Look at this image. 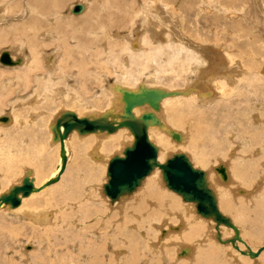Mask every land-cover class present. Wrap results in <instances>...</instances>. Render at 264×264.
Wrapping results in <instances>:
<instances>
[{"label":"bare ground","instance_id":"6f19581e","mask_svg":"<svg viewBox=\"0 0 264 264\" xmlns=\"http://www.w3.org/2000/svg\"><path fill=\"white\" fill-rule=\"evenodd\" d=\"M65 1L66 0H0V47L4 44L10 46L0 50V58L4 51L9 52L12 60L21 58V63L15 65L4 64L0 61V107L1 104H4L3 100L6 94L12 93L11 90L10 92L8 90L11 82L15 81V85H18L20 81H22L26 87L31 88L29 94L26 93L28 94L26 96H20L19 91L16 92L17 94H15V97H11V106L9 105L10 111H5L7 112L6 114L4 112V114L0 115V117L5 115L9 116L10 120L7 123L0 120V127L6 130L17 125L19 129L24 131L27 125L30 124L35 126L40 121L42 122L40 131L45 130V128L48 129L47 145L51 149H56L58 153L57 165L47 176L42 178L37 168L33 169L32 167H27L28 163H31L33 166L32 159L28 160L25 157H19V155L16 157V155L11 152V149L6 151L0 149V200H2L0 201V215L3 217L2 221L5 222L4 220L8 219L6 217L25 220L31 223L33 228L50 234L57 229L62 231L60 233L62 234L66 231L65 229L74 226V233L81 238L77 239L80 243H74L73 246L70 242L68 243L72 246V253H74L77 248L76 264H116V258L121 260L120 257H122L120 248L118 249L121 245L125 247L124 253L122 254L125 256V253L128 252V256L131 259L127 264H187V262L188 264H239L237 261H240L241 264H264V250L256 256L250 254V251L253 253L259 251L264 244L259 247L254 244L255 242H249L247 238H245V230H243L241 223V221L247 220L248 212L246 206H252L256 202V204L261 206L264 210V187H262L264 184H262L264 180V117L261 114L263 106L258 107L260 113H255L254 115H251V112L246 109H240L244 123L252 127V129L243 128L246 139L245 135L242 138L239 134H235L232 128L230 130L227 129L228 132L225 133L224 137L216 136L217 131L209 130V125L212 124L208 117L209 114H207L210 105L216 104V102L218 104L222 101H225L226 105L229 103L226 107L236 104L237 102L231 101L236 93H241L246 87L252 85L256 87L254 81L261 79L264 81V76L263 78H253L255 77L253 75L256 70H259L256 73L257 76H261V73H264V55L259 51L261 48L260 45H254L255 42L254 44L251 42L247 43L251 48L249 49L251 53H248L249 58L247 57V61H249V63L247 64L241 62V59L237 62L236 60H238V58L236 59L232 56L233 52L231 48L239 45V41L242 37H249V35H246L247 27L244 22L245 13L243 14V8L228 6V3L227 5L224 3L221 4L219 0H200V4L196 3V1L199 0H142V4H140L142 8L139 7L138 10L135 9L136 11L134 10L135 12L133 13L132 10L135 8L133 5L134 3L136 4L135 0H105L107 2L106 4L114 7L116 11L111 12V9L105 11L106 19L109 18L112 20L110 25L108 24L109 26L115 27L116 25V27H118L122 21H126L127 18H130L131 27L135 28L131 29V27H129L133 30L130 32L131 34H122L123 32L120 31H115V34L108 30L109 39L112 41L117 43L122 38H125L126 41L119 42L118 44L112 43L115 46H121V51L119 53H116V51L112 49L114 48L113 45H109V48L106 45L104 52L112 55L114 60H119L122 57L123 59L119 61V69H116L117 74L115 78H112L110 81L108 80V83L104 84L105 88H103L102 91H98L102 94L104 91L108 96V108L101 112L98 110V113L94 111L96 107L94 108L93 104H83L84 101L81 93L83 91V85L81 86L75 81L66 86L59 85L61 79H66L68 81L71 76H74L70 73L73 62H71L72 64L70 63L71 65L69 66V64L64 61V56L67 54L62 58L64 52L63 46L67 48L65 51L69 52L68 47L65 45L67 44L66 42L77 47L79 52L83 55L82 58L84 60H81V62L84 61V63H82L83 66L81 65V69L78 67V70L81 71H78L80 78H83L85 73L89 72L85 71V50L88 51L93 49L94 45L97 46L94 41L90 39L91 42L88 41L89 43H86L87 46L85 49V40L83 44L79 42V40H83V38L76 39V35H73V33L76 34L75 31L69 33L61 26L63 22H68L74 18L72 10L75 5L72 4L68 10L65 11L61 8V5L64 4ZM90 1L92 2L93 0H82L80 2L85 8L82 13L76 14V17H85L87 12L90 11V6L93 5L92 3L90 5ZM97 1L94 0V2ZM105 1L103 0V2ZM229 1L234 2L235 0ZM195 3L198 10L195 13L196 18L198 16L203 17L202 14L207 12L210 15L212 14L211 16L215 20L214 22H218L219 19L221 20V15H223L231 22L230 26H233L230 28L231 31L228 32V35L237 36V40H233V43L230 44H228L226 40L225 42L227 44L222 43L220 32L216 30L212 31L214 27L210 28L211 32H214L212 34L215 35V42H209L208 39H205V37L203 38L204 35L202 33L204 32V34H207L204 28L203 32H200L199 29L196 31L197 34H195V38L188 34L187 31L191 32L192 29H187L186 24L188 20L182 13L185 11L182 9V6L186 5L187 7V5H189V12L195 8ZM249 3L251 4V2ZM236 4H238V1H236ZM179 6H181V8ZM107 7L106 9H108ZM103 8L100 9L103 10ZM178 8L182 11H179ZM93 9L91 10L93 11ZM129 11L132 13V16H130ZM97 13L100 12L98 11ZM101 17L102 15L100 19L105 18ZM251 17H253V15ZM96 18L99 19L98 16ZM174 18L178 19L175 20ZM172 19L180 26L178 31L173 28L171 29V27L170 29L166 27L171 26V24L167 22ZM203 19H205V17ZM67 22L65 23L67 24ZM229 22H227V25H229ZM99 24H101L98 26L100 27L99 30L95 32L90 31V33L102 34V28L105 29L104 23L100 22ZM123 24L124 23H122V25ZM86 25L90 28L95 25V22H90V25H88L87 22ZM254 26L256 25L254 24ZM81 28L82 30L85 29V23L81 25ZM60 34L62 35L60 36ZM192 35L194 36V34ZM253 35L252 37H255ZM65 36H67V38L69 37L68 40ZM93 40L96 42L97 39ZM258 42L260 43V41ZM250 43L254 46L250 45ZM46 44H49L47 46L48 48L51 45L53 49L43 48V50H45L42 54L40 52L42 48L40 47H44ZM146 46H149V48L144 49ZM70 49L72 48L70 47ZM262 49L264 50V45ZM104 52L102 49V53ZM68 57H71V55L69 54ZM136 57L139 58V60ZM62 61H64V64ZM99 61L97 62L95 60L94 62L99 63ZM86 62H88V60ZM108 62L116 61L109 59ZM75 65H79V63L73 64V67ZM153 65H156V67L154 68ZM44 66H47V68ZM185 72L189 77L183 76L186 78V83L184 82L185 86L182 88H170L169 86L163 85L164 83L160 84L163 74L170 73L171 78L177 79L178 76L181 77L180 75L182 73L185 75ZM100 76L101 78H108L107 74H104L103 77L102 74ZM100 81L102 84L103 80ZM165 82H167V80H165ZM167 83L169 84V82ZM245 83H248V85H245ZM104 85L101 86L104 87ZM146 88L165 94L160 100L159 105H151L148 103L142 106H136L133 109V115L138 121H141L142 116L148 112L154 114L155 119H151L150 122H148L147 130L150 141L159 149V164H164L175 154L187 151V154H184L188 156L192 164L194 163L193 166L205 171L207 183L215 193L220 211L231 219L234 226L221 224L217 228V223L213 218H206L201 215L198 210L196 211L197 204L195 202L185 201L184 199V201H182L180 195L174 194L172 191H169L166 186L164 187L167 183L163 176V170L159 166L154 167L152 172L143 179L140 185L141 187L139 186L134 192L123 195L115 201L107 196L104 186L109 180L107 174L110 161L116 156H124L125 148L132 146L135 142V135L128 127H121L113 132L99 130L86 134H81L75 130L63 141V144L60 137L61 133L64 132V126L62 125L60 130L57 131V133L55 132L57 120L69 111L77 113L79 117L87 116L91 120L104 117L106 123L115 124V126H117V122L122 121L121 116H123L125 112L123 93L131 91L135 94H140ZM249 91L252 92L250 89ZM52 97L57 103L64 105L67 101H71L81 104L82 107L80 106L81 109H71L65 107V105V108L60 106L62 110L58 107L59 109L57 108L58 110L56 109V112L52 113L50 119L47 118L48 111L46 109L40 113L38 111L36 114L33 112V119L27 120L20 116L18 111V107L22 105L20 101L26 104L24 103L25 100L32 99L38 104H44ZM246 101L247 100H245V102ZM241 102L244 101L242 100L240 103ZM202 107H205V110L201 109ZM84 110L85 112H83ZM223 110V115L216 119L215 125L218 126V124L222 125V123H224L225 126L223 125V127L228 128L227 125L230 123V113L226 108ZM214 115H216V113ZM214 119L215 118H213V120ZM248 125L245 127H248ZM174 133L179 134V139L174 137ZM88 137H92V139L85 142V138ZM76 138H78L79 141L81 140V142H85L86 145V150L83 154L86 163L84 165L87 170L85 173V187L82 189H79L80 187L74 188L71 194L69 193L66 195V200L68 199L69 201L57 203L59 207L54 210H51L50 206H47L48 204L46 205L47 207H44L48 209L31 204V201L42 192L52 189L55 185L63 181L65 175V172L62 173L64 157H66L67 167L72 162L75 155L73 152V144ZM209 142H211L212 145L209 144ZM236 145H238V149L234 148ZM46 146L44 145L43 148L45 149ZM48 146L46 148H48ZM225 147H229V150L227 148L225 149ZM179 149V153H176ZM113 151L115 152L110 156L109 153ZM122 153L123 155H121ZM230 154L232 155L230 156ZM219 161L222 162L220 163ZM16 164L22 167L21 175L23 176L19 181H16L14 177L12 180L11 176ZM220 165L226 167L228 175L226 180L222 178L223 176L218 171ZM98 171L100 175H106V177L102 175L104 181L101 180V182L103 181L101 187H99L100 181L98 180L101 178H99L97 174ZM89 175L91 176L90 180H88ZM25 177H29L34 188L28 196H23L22 193H19L20 203L15 206L9 200L7 201L5 197L10 195L15 187L21 186ZM57 178L58 181H56V183L53 182ZM78 182L80 181L78 180ZM244 185L245 188H243ZM246 186L251 188H246ZM101 192L105 194V197H99ZM93 199H95L94 202L98 203V205L93 203ZM70 200L74 203H71ZM9 203L14 208L11 207ZM92 206H95L94 208L96 210V215H94L95 217L93 219L95 222L99 221L89 224V222L85 221V215L89 217L88 213ZM119 206L120 209H123L126 213L123 214L120 212ZM127 209L133 210L127 211ZM105 210H107V212L109 210V212L108 214L104 213V215L102 211ZM228 211H232L233 213H228ZM117 215L120 217H117ZM261 215L264 218V214L262 213ZM110 217L111 219L113 217L114 219L117 218V220L111 221L109 220ZM89 220L87 219V221ZM261 222L263 223V221ZM177 230L179 231L177 232ZM163 231L165 232L164 234ZM215 231L218 233H215ZM2 233L1 230L0 235H3ZM161 233L162 236L168 234L165 238L163 237L164 239L155 243L157 240L154 241L153 239L157 237V234L161 236ZM237 234L239 235L238 238L235 242H232L231 240L234 239ZM253 234L255 235V233ZM254 237L259 236L256 235ZM62 240H64V238ZM0 241L2 242V240ZM100 242L103 244L98 245L101 244ZM20 246H25V243L21 242ZM184 247L189 248V257H177L178 255L180 256V252ZM33 252L35 253L36 251L33 250ZM242 252H247V254H243ZM67 254L68 253H66V255ZM113 254H115L116 257H113ZM174 254H176V256H173ZM106 255L111 256V258L109 257L110 262ZM90 256H92L91 258L93 260H89ZM54 257L56 258L57 255L51 256L46 264H57ZM142 258L143 260L139 262ZM36 259H38V257Z\"/></svg>","mask_w":264,"mask_h":264},{"label":"rangeland","instance_id":"374dc122","mask_svg":"<svg viewBox=\"0 0 264 264\" xmlns=\"http://www.w3.org/2000/svg\"><path fill=\"white\" fill-rule=\"evenodd\" d=\"M82 1V0H81ZM80 0H66L65 2H66V4H65V2H64V4H62L61 5V8L63 9V10H68V8L72 5V4H74V5H76V4H79L80 2H81ZM97 1V0H96ZM105 1V0H104ZM130 1H132V0H130ZM136 1V4L134 3V5H133V7L135 6V8H133V13L136 11V10H138L139 9V7L140 8H142V5H140V4H142V0H135ZM196 1V0H195ZM220 1V3L221 4H226L227 5V3H228V6H233V7H238V8H243V14L245 15L244 17H245V20H244V22H245V26L247 27L246 29H247V31H250V32H247L246 31V35H249V37L248 36H245V37H242L241 39H240V41H239V45H236V47H232L231 48V50H232V56L234 57V58H238V60H236L237 62L241 59V62H243L244 64H247V63H249V61H247V57L249 58V56H248V53H251V50L249 51V49H251L250 48V46H249V44H247L248 42H251V43H253L254 44V42H255V44L254 45H257V46H261V48L259 49V51H261L262 53H263V55H264V50L262 49V47H263V45H264V0H233L234 2H232V1H229V0H219ZM221 1H223V2H221ZM229 1V2H228ZM236 1H238V4H236ZM242 3H241V2ZM99 2V3H98ZM141 2V3H140ZM249 2H251V4L249 3ZM91 3L93 4L92 6H90V8H89V10L90 11H88L87 12V14L85 15V17L84 16H82V17H84V18H82L81 16L79 17H76L75 15L76 14H73L74 16V18H73V20L71 19V20H69L68 22L67 21H65V22H67V24L65 23V22H63L64 23V25H66V26H64L63 25V23H62V27L64 28V30H67L69 33L71 32V31H75V33L76 34H74L73 33V35L75 36V37H77L76 39H81V38H83V40H79V42L81 43V44H83L84 43V40H85V49H86V43L89 41V42H91V41H94V43L97 45V46H99V47H97V46H93L94 48L93 49H90V50H85V71L87 72V71H89L88 73H85V76L83 77V78H80V76H79V73H78V67L81 69V65L83 66V64L82 63H84V61H82L81 62V60L83 59L82 57H83V55L79 52V50H78V48L77 47H74L73 45H70V43L68 44V42H66L67 44H65L66 45V47H68V49H69V52L68 51H65V50H67V48H65V46H63V48H64V52H63V55H62V58H64V61L65 62H67L68 64H69V66L72 64L71 62H73V64H75V63H79V65H75L74 67H73V64L71 65L72 66V70H71V74H73L74 76H71L70 78H69V80L67 81L66 79H61L60 81H59V85H61V86H66L67 84H71L72 82H76V83H78L79 85H83V91L81 92L82 93V98H83V101H84V105H86V104H93V106H94V111L95 112H98V110H99V112H101V111H103V110H106L107 108H108V96L106 95V93L103 91V94L101 93V92H98V91H102V89L103 88H105V85L104 84H107L108 83V80L110 81V80H112V78H115V75L117 74V72H116V69H119V61H122V59H123V57L121 58V59H116V60H114V58L112 57V55H110V54H108L107 52H104L105 51V48H106V45H107V47L109 48L110 46H112L113 44L112 43H114V44H118L119 42H125L126 40H125V38H122L120 41H118L117 43L116 42H114V41H112L111 39H109L110 37L108 36V30H110L111 32H113V33H115L116 34V32L115 31H120V32H123L122 34H127V33H129V34H131L130 32L131 31H133V30H131V29H133V28H135V27H131V21L129 20L130 18H127V20L126 21H122V23H124L123 25H122V23L121 24H119V26L118 27H116V25H115V27H111V26H109L110 25V23L112 22V20H110L109 18L108 19H106V17H105V11H108L109 9H111V12H116L115 10H114V7H112V6H109L108 4H106L107 2L105 1V2H103V0H98L97 2H94V0L91 2L90 1V5H91ZM96 3H98V4H100V5H98V4H96ZM105 4V5H102V4ZM196 3L197 4H200V0L199 1H196ZM196 3H195V8L194 9H192V11H189L188 12V10H190L188 7H189V5H187V7H186V5L185 6H182V9L183 10H185V11H183L182 13H183V15H185V17H186V19L188 20V23H189V25H188V23L186 24V26H187V29L188 30H191V32L190 31H187L188 32V34H190L192 37H194L195 38V34H197V30L199 29V31L200 32H203V28H204V30L206 31V33L207 34H204V32L202 33L204 36H203V38L205 37V39H208L209 40V42L211 41H213V42H215V35L214 34H212V33H214V32H211V28L212 27H214V28H212V31H219L220 32V39H221V42L222 43H228V44H230V43H233V40L235 41V40H237V36L235 37V36H233V35H231V34H229L228 35V32L229 31H231L230 30V28H232L231 26H230V24H231V22H229V20L227 19V18H225L223 15H221V20L219 19V21L218 22H214L215 20L213 19V17L209 14V13H207V12H205V13H203L202 15H203V17L201 16H198L197 18H196V12L198 11L197 10V5H196ZM236 4V6H235V4ZM262 4H263V6H262ZM96 5V6H95ZM239 5V6H238ZM68 6V7H67ZM95 6V7H94ZM102 6V7H101ZM108 6V7H107ZM105 9H104V8ZM106 7L108 8V9H106ZM110 7H112V8H110ZM180 8H181V6H179ZM183 7H185V8H183ZM261 7H263V8H261ZM94 8V9H93ZM97 10H96V9ZM100 8H103V10L102 9H100ZM180 8H178V10L179 11H182ZM187 8V9H186ZM219 8V7H218ZM91 9H93V11L91 10ZM136 9V10H135ZM103 12H102V11ZM135 10V11H134ZM100 12V13H102V14H100V13H97V12ZM130 12V11H129ZM188 12V13H187ZM186 13V14H185ZM222 13V12H221ZM251 13H253V14H251ZM255 13V14H254ZM93 14H94V16H93ZM130 14V16H132V13L130 12L129 13ZM96 15V16H95ZM102 15V17L101 18H104V19H100V16ZM205 15V16H204ZM253 15V17H251ZM255 15V16H254ZM98 16V18L101 20H99V19H97L96 17ZM210 16V17H209ZM87 17V18H86ZM205 17V19H203ZM247 17V18H246ZM82 18V19H81ZM95 18V19H94ZM114 18V17H113ZM209 18V19H208ZM212 18V19H211ZM79 19V20H78ZM81 19V20H80ZM170 19V18H169ZM175 20H177L178 18H174ZM194 19V20H193ZM75 20H77V21H75ZM87 20V21H86ZM99 20V21H98ZM201 20V21H200ZM228 20V21H227ZM246 20H247V22H246ZM74 23H73V22ZM92 21L93 22H95V25L93 26V27H90V28H88L87 27V25H86V23L88 22V25H90V22L92 23ZM174 20L172 19V20H168V24H171V26H166V27H169V29H170V27H171V29L173 28V29H176L177 31H178V29L180 28V26L179 25H177V22H173ZM194 21V22H193ZM198 21V22H197ZM205 21V22H204ZM98 22V23H97ZM100 22H103L104 24V27H105V29H103L102 28V31H103V33L102 34H92V33H90V31H98L99 30V28L100 27H98L99 25H101V24H99ZM109 22V23H108ZM187 22V21H186ZM227 22H229V25H227L228 23ZM253 22V23H252ZM256 22H258V23H256ZM70 23H72V24H70ZM85 23V29H83L82 30V28H81V25H83ZM97 23V24H96ZM130 23V24H129ZM199 23V24H198ZM220 23V24H219ZM69 24V25H68ZM109 24V25H108ZM136 24H137V22H136ZM201 24V25H200ZM209 24V25H208ZM254 24L257 26H254ZM260 24V25H259ZM210 25H213V26H210ZM68 26V27H67ZM71 26V27H70ZM75 26V27H74ZM108 26H109V28H108ZM121 26V27H120ZM178 26V27H177ZM189 26V27H188ZM251 26V27H250ZM79 27V28H78ZM123 27V28H122ZM129 27H131V29L129 28ZM137 27H139V26H137ZM196 27V28H195ZM211 27V28H210ZM258 27H260V28H258ZM67 28V29H66ZM88 28V29H87ZM118 28V29H117ZM128 28V29H127ZM250 28V29H249ZM71 29V30H70ZM90 29V30H89ZM116 29V30H115ZM120 29V30H119ZM168 29V28H167ZM196 29V30H195ZM208 29V30H207ZM210 29V30H209ZM236 29V28H235ZM255 29V30H254ZM257 29V30H256ZM256 31V32H254V31ZM261 30V31H260ZM252 31H253V33H252ZM80 32V33H79ZM126 32V33H125ZM259 32V33H258ZM263 32V33H262ZM88 33V34H87ZM134 33V32H133ZM211 33V34H210ZM226 33V34H225ZM250 33V34H249ZM255 33V34H254ZM92 34V35H91ZM192 34H194V36L192 35ZM254 34V35H253ZM62 34H60V36H61ZM82 35V36H81ZM84 35V36H83ZM90 35V36H89ZM98 35V36H97ZM252 35L253 36H255V37H252ZM259 35V36H258ZM81 36V37H80ZM95 36V37H94ZM87 37V38H86ZM97 37V38H96ZM137 37V36H136ZM65 38H67V36H65ZM65 38H64V40H65ZM69 38V37H68ZM68 38H67V40H68ZM251 38V39H250ZM90 39H92L91 41H90ZM93 39H97L96 40V42H95V40H93ZM261 39V40H260ZM63 40V41H64ZM225 40H226V42H225ZM244 41V42H243ZM258 41H260V43L258 42ZM88 42V43H89ZM261 42H263V43H261ZM87 43V44H88ZM226 43V44H227ZM250 43V45H252V46H254L253 44H251ZM104 44V45H103ZM214 44V43H213ZM263 44V45H262ZM49 44H46L44 47H40V48H42V50H40V52L42 53L44 50H43V48H48L47 46H48ZM55 45H56V43H55ZM110 45V46H109ZM72 48V49H70V47ZM114 46V48H112V49H114L115 51H116V53H119L121 50V46H119V45H117V46H115V45H113ZM8 47H10L8 44H4L3 46L1 45V47H0V50L1 49H5V48H8ZM132 48V47H131ZM148 49L149 48V46H146L144 49ZM217 48V47H216ZM234 48V49H233ZM241 50H240V49ZM248 48V49H247ZM48 49H53V47H51V45L49 46V48ZM102 49H103V52L104 53H102ZM138 49V48H137ZM256 49V48H255ZM71 50V51H70ZM73 50V51H72ZM227 50V49H226ZM234 50V51H233ZM81 51V50H80ZM70 52H72V53H70ZM240 52H242V53H240ZM77 53V54H76ZM43 54V53H42ZM65 54H67L66 56H64ZM69 54L71 55V57H68L69 56ZM105 54V55H104ZM108 54V55H107ZM243 54V55H242ZM107 55V56H106ZM64 56V57H63ZM97 56V57H96ZM116 56H118V55H116ZM245 56V57H244ZM108 57V58H107ZM115 57V56H114ZM95 58H97V59H99V60H97V59H95ZM137 58V57H136ZM66 59V60H65ZM76 59V60H75ZM109 59H111L112 61H116V62H108V60ZM138 60H139V58H137ZM84 60V59H83ZM88 60V62H86ZM99 61V63H96V62H94V61ZM105 60H107V61H105ZM243 60V61H242ZM64 61H62V63L64 64ZM76 61V62H75ZM80 61V62H79ZM93 61V62H92ZM60 62V61H59ZM90 62V63H89ZM105 62V63H104ZM71 63V64H70ZM93 63V64H92ZM62 64V65H63ZM91 64V65H90ZM155 64V63H154ZM117 65V66H116ZM264 66V65H263ZM45 68H47V66H44ZM118 67V68H117ZM153 67L155 68L156 67V65H153ZM49 68V67H48ZM88 68H91V69H88ZM262 70V69H261ZM259 70H256V72H255V74L253 75V76H255V77H253V78H263V76H264V73H261V76L260 75H256V73L258 72ZM60 72V71H59ZM79 72H81V71H79ZM95 73H96V75H95ZM247 73V72H246ZM92 74V75H91ZM97 74H99V75H97ZM102 74V77H103V75L104 74H107L108 75V78L106 79V78H101V75ZM181 74V73H180ZM76 76V77H75ZM91 76V77H90ZM181 77H179V79H178V77H177V79L176 78H171V74L170 73H168V74H163L162 75V80H161V82H160V84L162 83H164L163 85H165V86H169L170 88H172V87H176V89H179V88H182V87H184L185 85V83H186V78H184V77H189V75L187 76V73L185 72V75H184V73H182L181 75H180ZM184 76V77H183ZM74 77V78H73ZM94 77V78H93ZM169 79H171V80H169ZM97 78V79H96ZM74 79V80H73ZM79 79V80H78ZM175 81H173V80ZM185 81H184V80ZM89 80V81H88ZM100 80H103V82H102V84H101V81ZM105 80H107V81H105ZM165 80H167V82H169V84L167 83V82H165ZM169 80V81H168ZM182 80V81H181ZM260 83H259V82ZM258 81H254V84H255V86L256 87H254L253 85L252 86H250V87H246V89L244 90V91H242L241 93L240 92H238V93H236V95L233 97V99L231 100V101H234V102H237L236 104H233V105H230V106H228V107H226L227 105H226V102L225 101H222L221 103H218L217 104V102H216V104L214 103V104H212V105H210L209 106V108H208V110H207V114H209L208 115V117H209V120H210V122H211V124L213 125H209V130L210 131H217L216 132V136H218V137H224V135H225V133H227L228 132V130L227 129H231L232 128V131L235 133V134H239V136L240 137H244V133H243V128H250V129H252V127H250L247 123H244V119H243V117H242V112H240V109L241 110H247V111H250L251 112V115L253 114H257V113H260L259 112V109H258V107H261V106H263L262 107V111H261V114L263 115V117H264V81L261 79V80H258ZM185 82V83H184ZM257 84H256V83ZM166 83H167V85H166ZM103 86L104 85V87H102L101 85ZM248 85V83H245V85ZM263 86V87H262ZM154 88H156V87H154ZM30 87H26V85L24 84V82H22V81H20V84H16L15 85V81L14 82H11L10 83V85H9V87H8V90H9V92H10V90L12 91V93H7L6 94V96H5V98H4V100H3V102H4V104H1V107H0V115H2V114H4V112L5 111H8L9 110V108H10V101H11V97H15V94H17L16 92H19V94H20V96H26V95H28L29 94V91H30ZM249 89L252 91V92H250L249 91ZM248 90V91H247ZM98 92V93H97ZM245 92V93H244ZM26 93H28V94H26ZM97 93V94H96ZM240 93V94H239ZM248 93V94H247ZM100 94V95H99ZM258 94V95H257ZM97 95V96H96ZM99 95V96H98ZM102 95V96H101ZM91 96H93V97H91ZM249 98H248V97ZM90 97H91V99H90ZM246 97H247V99H246ZM105 98V99H104ZM54 98L52 97L50 100L48 99V101H46L44 104H38V103H36V102H34L32 99H28V100H25L24 101V103H26V104H23V102L22 101H20L21 103H22V105H20L19 107H18V111H19V114H20V116L22 117V118H24V119H27V120H29V119H31L32 117H33V115H34V113L36 114V113H38V111H39V113L40 112H42V111H44L45 109L48 111V113H47V118H51L52 117V113L53 112H56L55 110L59 107L61 110H62V108L60 107V106H63L64 107V105H65V107H69V108H71V109H81V107H82V105L81 104H79V103H74V102H71V101H67L64 105L63 104H60V103H57L56 101H55V99L53 100ZM86 100V101H85ZM244 101V102H241L240 103V101ZM245 100H247L246 102H245ZM28 101V102H27ZM88 101V102H87ZM98 101V102H97ZM100 101V102H99ZM230 101V102H231ZM258 101H259V103H258ZM31 102H32V104H31ZM18 103V102H17ZM16 103V104H17ZM256 103V104H255ZM15 104V105H16ZM76 104V105H75ZM78 104V105H77ZM10 105V106H9ZM19 105V104H18ZM73 105V106H72ZM76 107H75V106ZM259 105V106H258ZM72 106V107H71ZM81 106V107H80ZM64 107V108H65ZM12 108V107H11ZM58 108V109H59ZM63 108V109H64ZM105 108V109H104ZM226 108V110L227 111H229V113H230V118H229V125H227V127L228 128H225V127H223V125H224V123H222V125L220 124H218V126L217 125H215V123H216V119H218L219 117H221L222 115H223V109H225ZM57 109V110H58ZM201 109H203V110H205V107H202ZM10 111V110H9ZM60 111V110H59ZM34 112V113H33ZM51 112V113H50ZM83 112H85V110L83 111ZM98 112V113H99ZM7 112H5V114H6ZM33 113V114H32ZM216 113V115H214ZM214 116V117H213ZM217 117V118H216ZM212 118V119H211ZM213 118H215L214 120H213ZM33 119V118H32ZM214 121V122H213ZM240 124V125H239ZM41 125H42V122H40L39 121V123L37 124V125H35V126H33V125H27L26 126V128L24 129V131H22L21 129H19V127L17 126V125H14V126H12V127H10V128H8V129H2L1 127H0V149H2V150H4V151H6V150H10L11 149V152L13 153V154H15L16 155V157L19 155V157L21 156V157H25L26 159H32V164H33V166L31 165V163L29 164H27V167H32L33 169L34 168H37L38 169V171H39V174H40V176L43 178L44 176H47L54 168H55V166L57 165V159H58V153L56 152V149H51V148H49V146L47 145V139H48V129L47 128H45V130H41L40 131V129H41ZM248 125V127H245V126H247ZM225 126V125H224ZM217 127V128H216ZM213 128V129H212ZM227 130V131H226ZM181 131H183V130H181ZM224 133V134H223ZM254 133V132H253ZM79 138V137H78ZM78 138H76L75 140H74V144H73V152L75 153V155H74V158H73V160H72V162L69 164V166H67L66 167V170H65V175H64V177H63V181L62 182H60V183H58L57 185H55L52 189H49V190H47V191H45V192H42L40 195H38L33 201H31V204H35L36 206H40V207H42V208H44V207H47V206H50V208H51V210H54V209H57L58 207H59V205H57V203L59 204L60 202H63V201H69L68 199L66 200V195H68L69 193L71 194L72 192H73V190H74V188H79V189H82L83 187H85L84 185H85V173H86V169H85V165L84 164H86L85 163V159H84V157H83V154H84V151L86 150V145H85V142H87V141H89V140H91L92 139V137H88V138H85V142H81V140L79 141L78 140ZM80 139V138H79ZM245 139H246V135H245ZM249 139V138H248ZM57 142H59V141H57ZM97 142H98V140H97ZM96 142V143H97ZM44 143V144H43ZM78 143V144H77ZM36 144V145H35ZM209 144H211L212 145V143L211 142H209ZM48 146V148H46L45 147V149L43 148V146ZM226 145V144H225ZM83 146H84V149H83ZM238 145H236V147H234V148H237L238 149V147H237ZM223 147H224V145H223ZM228 149L229 147H225V149ZM43 150H44V152H43ZM229 150V149H228ZM179 151H180V149L179 150H177V152L176 153H179ZM115 151H113V152H110L109 153V155L110 156H112L113 155V153H114ZM174 152V153H175ZM182 152H184V153H186L187 154V151H182ZM233 152H234V150H233ZM81 153V154H80ZM78 154V155H77ZM80 154V155H79ZM121 155H123V153L121 154ZM232 154H230V156H231ZM79 158V159H78ZM19 159V158H18ZM222 160V159H221ZM228 160H229V158H228ZM35 161V162H34ZM19 162V161H18ZM82 162V163H81ZM220 163L222 162V161H219ZM36 165H35V164ZM219 163V164H220ZM18 164H20V163H18ZM18 164H16V166L14 167V169H13V171H12V180H13V177H14V179H16V181L18 180H20V178H22V176L23 175H21V173H22V167H20ZM194 164V163H193ZM218 164V165H219ZM34 165H35V167H34ZM84 165V166H83ZM37 166V167H36ZM24 170V169H23ZM204 171V170H203ZM19 172V173H18ZM24 172V171H23ZM81 173V174H80ZM25 174V173H24ZM97 174H98V176H99V178H101L100 180H98V181H100V184H99V187H101V185H102V183H103V181H104V179H103V177L105 176L106 177V175H104V174H101L100 175V172L98 171L97 172ZM102 175H103V177H102ZM17 177V178H16ZM107 178H108V174H107ZM91 179V176L89 175V177H88V180H90ZM109 179V178H108ZM78 180L80 181V182H78ZM101 180H103L102 182H101ZM15 181V182H16ZM56 183V182H55ZM79 183H80V185H79ZM264 183V180L262 181V184ZM166 186V188L169 190V191H172L174 194H178L177 192H175V191H173V190H171L168 186H167V184L166 185H164V187ZM141 187V186H140ZM211 187V186H210ZM262 187H264V184L262 185ZM56 188V189H55ZM243 188H245V185L243 186ZM246 188H251V187H247L246 186ZM102 194V195H101ZM104 195V196H103ZM179 195V194H178ZM131 196V195H130ZM71 197H72V195H71ZM97 197V196H96ZM99 197L100 198H103V197H105V194L103 193V192H101L100 194H99ZM180 197H181V200L182 201H184L183 200V198H182V196L180 195ZM94 198V197H93ZM125 199H127V198H125ZM94 200L95 199H93V203H95L96 205H98V203H96V202H94ZM118 200V199H117ZM0 201H2V200H0ZM110 201V200H109ZM70 202L71 203H74V202H72L71 200H70ZM10 204V203H9ZM48 204V205H47ZM255 204H256V202H255ZM255 204H253L252 206H246V209H247V220H243V221H241V223H242V227H243V230H245L244 231V235H245V238H247V240L249 241V242H251V243H254L255 245H258L259 247L260 246H262L263 244H264V242H262V241H264V218H263V216L261 215L262 213L264 214V210H263V208H261V206H259V205H255ZM11 205V204H10ZM47 205V206H46ZM87 205V204H86ZM132 205V204H131ZM34 206V205H33ZM88 206V205H87ZM258 206V207H257ZM11 207H13L12 205H11ZM95 206H92V207H90V210H89V213H88V216L89 217H87L86 215H85V221L86 222H89V224H92V222L93 223H97V222H95V220L93 219L95 216L94 215H96L95 213H96V210H95V208H94ZM254 207H255V209H254ZM14 208V207H13ZM53 208V209H52ZM93 210H92V209ZM119 208V211L120 212H122L123 214L124 213H126L125 211H123V209H120V206L118 207ZM164 208V207H163ZM257 208H258V210H257ZM44 209H48V208H44ZM122 210V211H121ZM130 210H133V209H127V211H130ZM257 210V211H256ZM94 211V212H93ZM106 211V212H105ZM105 211H102L103 212V214L105 213H107L108 214V212H109V210H108V212H107V210H105ZM196 211H197V209H196ZM251 211V212H250ZM232 211H228V213H231ZM121 213V214H122ZM198 213V212H197ZM233 213V212H232ZM258 213V214H257ZM260 213V214H259ZM92 214V215H91ZM104 214V215H105ZM122 214V215H123ZM199 214V213H198ZM117 217H120L119 215H117ZM6 218H8L7 220H4L5 222H3L2 220H3V217L0 215V221L2 222H0V227H1V230H2V234L3 235H0V237L1 238H3V239H1L0 238V240H2V242L0 243V245H1V247H0V264H17V262H18V264H46L47 263V261L49 260V258L51 257V256H55V255H57V257L55 258L54 257V260H55V262L57 263V264H76V250H77V248H76V250H75V252L74 253H72L73 252V249H72V246H73V244L74 243H80L79 241H77V239H81L80 237H78V236H76V233H74V231H75V228H74V226H71V227H68L67 229H65L66 231H64V233H62V234H60L62 231H60L59 229H57L56 231H53V232H51V234L50 233H47V232H44V231H40V230H38V229H35V228H33V225L31 224V223H29V222H26L25 220H20V219H13V218H10V217H6ZM87 219L89 220V221H87ZM109 220H111V221H114V220H117V218L116 219H114V217L111 219V217L109 218ZM261 221H263V223L261 222ZM248 222V223H247ZM247 225V226H246ZM2 226H3V228H2ZM249 226V227H248ZM0 230V231H1ZM251 230V231H250ZM256 230V231H255ZM39 231V232H38ZM59 231V232H58ZM179 230H177V232H178ZM257 231H258V233H257ZM55 232V233H54ZM176 232V231H175ZM255 233V235L253 234V233ZM19 233V234H18ZM40 233V234H39ZM169 233V232H168ZM167 233V234H168ZM215 233H218L217 231H215ZM47 234V235H46ZM60 234V236L58 237V235ZM167 234H165L164 236H162V233H161V236H159V234H157V237H155L153 240L155 241V240H157V241H155V243H158V241H160L161 239H164L165 237H166V235ZM26 235V236H25ZM54 235V236H53ZM55 235H56V237H55ZM71 235V236H70ZM256 235H258L259 237H254V236H256ZM23 236V237H22ZM40 236V237H39ZM49 236V237H48ZM64 236V237H63ZM253 236V237H252ZM58 237V238H57ZM158 237H159V239H158ZM164 237V238H163ZM43 238V239H42ZM44 238H46V239H44ZM50 238V239H49ZM61 238V239H60ZM64 238V240H62ZM65 238H67V239H65ZM36 239H38V240H36ZM54 239V240H53ZM75 239V240H74ZM251 241H250V240ZM260 239V240H259ZM67 240V241H66ZM253 240H255V241H253ZM37 241H39V242H37ZM49 241V242H48ZM55 241V242H54ZM72 241V242H71ZM25 243V246H23V247H21L20 246V243ZM47 242V243H46ZM56 242H57V244H56ZM62 242V243H61ZM68 242H70V244L72 245H70ZM7 243V244H6ZM41 243V244H40ZM46 243V244H45ZM51 245H50V244ZM101 244H98V245H102L103 243L102 242H100ZM2 244H3V246H2ZM35 244V245H34ZM49 244V245H48ZM254 244H251V245H254ZM59 245H60V247H59ZM127 245V244H126ZM57 246V247H56ZM124 245H121L120 247H118V249L120 248V251H121V256L122 257H120V259L121 260H118V258H116L117 260H116V264H127V263H129L130 261L129 260H131L130 259V257L128 256V252L127 253H125V256H124V254H122V253H124V250H125V247H123ZM40 247V248H39ZM52 247V248H51ZM62 250H60L59 248ZM28 248H30V249H28ZM56 248V249H55ZM53 250V251H47V250ZM66 249V250H65ZM106 249H107V246H106ZM28 250V251H27ZM33 250H35L36 252L34 253L33 252ZM41 250H43V251H41ZM64 251V252H63ZM65 251H66V253H68L67 255H66V253H65ZM28 252V253H27ZM33 252V253H32ZM26 253V254H25ZM51 255H50V254ZM71 253V254H70ZM28 254V255H27ZM33 254H35V255H33ZM70 254V255H69ZM13 255V256H12ZM19 255V256H18ZM33 255V256H32ZM59 255V256H58ZM63 257H62V256ZM68 255H69V257H68ZM37 258L38 257V259H36L35 257ZM44 256V257H43ZM106 256H108V260H109V262H110V258H111V256L110 255H106ZM173 256H176V254H174ZM68 257V258H67ZM92 256H90V259L89 260H93L92 258H91ZM110 257V258H109ZM113 257H116V255L115 254H113ZM177 257H181V258H186V257H189V255H185V256H177ZM11 258V259H10ZM19 258H20V260H19ZM27 258H28V260H27ZM30 258V259H29ZM127 258V259H126ZM33 261H32V260ZM44 259H46V260H44ZM58 259V260H57ZM15 260V261H14ZM16 260H17V262H16ZM23 260V261H22ZM26 260V261H25ZM36 260V261H35ZM40 262H39V261ZM42 260V261H41ZM64 260V261H63ZM143 260V258L141 259V260H139V262H141ZM148 260V259H147ZM31 261V262H30ZM75 261V262H74ZM124 261V262H123ZM37 262V263H36ZM45 262V263H44ZM237 262H239V264H241V262L240 261H237ZM96 263V262H95ZM132 264H136V263H132ZM187 264H188V262H187ZM259 264V263H258Z\"/></svg>","mask_w":264,"mask_h":264},{"label":"water","instance_id":"95a60500","mask_svg":"<svg viewBox=\"0 0 264 264\" xmlns=\"http://www.w3.org/2000/svg\"><path fill=\"white\" fill-rule=\"evenodd\" d=\"M84 8L85 6L79 3L74 6L72 12L74 14H80ZM0 61L4 64L15 65L21 63V58L12 60L9 52L4 51ZM123 95L125 112L121 116L122 121L117 122V126L106 123L104 117L91 120L87 116L79 117L77 113L71 111L63 114L57 120L55 127V132L57 133L61 126H64V132L61 133L60 137L62 144L75 130L81 134H86L99 130L113 132L118 128L128 127L135 135V142L132 146L125 148L124 156H116L110 161L108 167L109 180L104 186L107 196L115 201L123 195L134 192L141 185L143 179L152 172L154 167L159 166L163 170V176L167 186L181 195L185 201L195 202L198 212L206 218H213L217 223V228L221 224L234 226L231 219L220 211L215 193L207 183L205 171L195 168L186 154H175L164 164H159V149L150 141L147 130L148 122L151 119H155L154 114L146 112L147 114L142 116L141 121L135 119L133 109L136 106H142L148 103L151 105H159L160 100L165 94L146 88L140 94H135L130 91L124 92ZM0 120L7 123L10 118L5 115L1 116ZM174 137L179 139V134L174 133ZM65 170L66 157H64L62 173ZM218 171L224 180L228 178L224 165H220ZM56 181H58V178L53 182ZM33 188V183L29 177H25L23 184L15 187L12 193L6 196L5 199L17 206L20 203L19 193H22L23 196H28ZM238 236L237 234L231 241L235 242ZM263 250L264 246L257 252L253 253L250 251V254L256 256ZM188 253L189 248L184 247L180 252V256L188 255ZM242 253L247 254V252Z\"/></svg>","mask_w":264,"mask_h":264}]
</instances>
